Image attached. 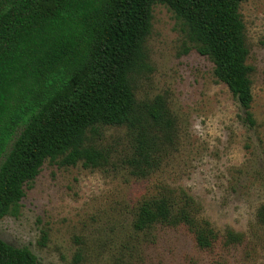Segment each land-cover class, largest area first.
<instances>
[{
  "label": "rangeland",
  "instance_id": "374dc122",
  "mask_svg": "<svg viewBox=\"0 0 264 264\" xmlns=\"http://www.w3.org/2000/svg\"><path fill=\"white\" fill-rule=\"evenodd\" d=\"M239 12L254 126L214 77L212 62L190 47L174 13L153 4L146 67L133 87L138 101L160 96L173 123L158 165L133 175L117 161L130 150L125 128L101 126L95 142L114 151L111 163L90 169L44 161L24 185L17 213L0 218V238L28 248L39 264H264V228L256 220L264 204V0H244ZM168 192L177 203L178 195L191 197L193 212L214 229L243 236L232 244L218 236L202 248L182 224L134 230L139 204Z\"/></svg>",
  "mask_w": 264,
  "mask_h": 264
},
{
  "label": "trees",
  "instance_id": "16d2710c",
  "mask_svg": "<svg viewBox=\"0 0 264 264\" xmlns=\"http://www.w3.org/2000/svg\"><path fill=\"white\" fill-rule=\"evenodd\" d=\"M243 1L0 0V218L17 213L24 185L44 161L90 169L110 164L114 151L95 142L101 126L125 128L130 150L117 161L133 175L146 176L158 165L173 123L160 96L138 101L133 87L146 67L153 4L174 13L190 47L212 62L214 77L254 126ZM176 197L180 203L169 192L143 200L133 229L182 224L202 248L218 236L225 244L243 236L214 229L193 212L191 197ZM256 220L264 228V204ZM0 264L39 263L28 248L0 238Z\"/></svg>",
  "mask_w": 264,
  "mask_h": 264
}]
</instances>
